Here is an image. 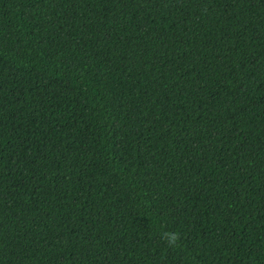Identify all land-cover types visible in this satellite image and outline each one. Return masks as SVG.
I'll use <instances>...</instances> for the list:
<instances>
[{
    "label": "trees",
    "instance_id": "1",
    "mask_svg": "<svg viewBox=\"0 0 264 264\" xmlns=\"http://www.w3.org/2000/svg\"><path fill=\"white\" fill-rule=\"evenodd\" d=\"M0 264H264V0H0Z\"/></svg>",
    "mask_w": 264,
    "mask_h": 264
},
{
    "label": "clouds",
    "instance_id": "2",
    "mask_svg": "<svg viewBox=\"0 0 264 264\" xmlns=\"http://www.w3.org/2000/svg\"><path fill=\"white\" fill-rule=\"evenodd\" d=\"M175 234H172L171 236H169V241L171 242V241H174L175 240Z\"/></svg>",
    "mask_w": 264,
    "mask_h": 264
}]
</instances>
